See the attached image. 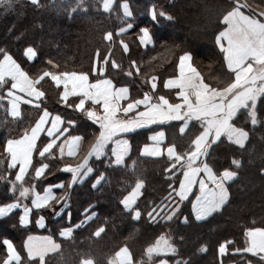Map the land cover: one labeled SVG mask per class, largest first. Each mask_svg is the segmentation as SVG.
I'll return each mask as SVG.
<instances>
[{
  "label": "trees",
  "instance_id": "16d2710c",
  "mask_svg": "<svg viewBox=\"0 0 264 264\" xmlns=\"http://www.w3.org/2000/svg\"><path fill=\"white\" fill-rule=\"evenodd\" d=\"M123 0H115L111 13L104 12L100 7L102 0H85L87 11L78 10L70 14V6H75L76 0H39L33 5L31 0H14V7L5 11L0 8V59L7 52L31 78H36L44 71L51 72H84L90 79L99 76L111 79L116 86H127L132 96L140 95L147 87L149 77L155 75L161 83L165 78L175 73L177 59L184 51L193 54V64L202 73L205 82L213 86L223 87L231 79V74L225 70L222 55L216 46V36L224 27L222 19L227 11L235 6L236 0H127L132 17L122 23L123 16L119 7ZM155 7L157 19L153 20L150 9ZM164 11L171 19L159 16ZM253 14V13H252ZM132 23L133 28L117 36L116 30ZM147 27L153 40V46L142 47L138 41L140 29ZM113 33L112 41L103 39L104 33ZM124 40L129 45L125 54L120 45ZM33 47L37 55L32 62L26 60L25 49ZM99 49V55H97ZM105 62L103 57L109 55ZM121 65L113 69L111 61ZM52 63L49 64L48 61ZM135 60L140 68L139 74L131 67ZM104 63L102 75L93 74V65ZM131 71L132 75H126ZM7 87H0V206L18 202L30 206L32 193L22 198L19 195L20 184L16 182V191H11L15 181V168H8L9 156L4 152V144L9 138H19L29 131L43 109L60 115L64 119V128L68 127L70 135H81L84 151H88L99 127L92 123L84 113L73 110L63 103L61 88L55 86L47 77L37 85L44 92L38 101L40 107L22 104L21 115L12 118L7 114ZM258 124L253 126L246 111H241L233 123L249 131L246 146H239L221 138L206 157L207 163L219 175L223 170L238 171L234 181L227 182L229 200L223 208L204 220H195L190 212V203L194 193L181 204L179 217L171 222L161 219L152 221L148 213L160 208L171 196V189L176 187L180 170L165 172L172 163L167 157L146 158L138 155L140 142L133 140L137 131L125 133L130 138L131 151L125 158V163L131 165L135 161L136 172L121 166H109L111 142L106 146V154L99 159L92 156L89 164L93 168L92 175L80 184L67 187L69 176L61 168L71 162L55 151L41 158L35 149L33 162L25 176L23 187L35 185L36 192L58 182L66 185L64 194L67 204L56 203L40 209L31 210L29 227L19 223L21 209H16L9 215L0 218V262L6 257L4 240L13 243L22 257V262L39 264L38 260L27 259L23 244L27 235L40 233L51 236L61 245L58 252L46 256V264H80L82 257L91 255L95 264H107L119 248L127 246L133 258V264H156L165 259L169 264H264L260 259L247 252H237V248L247 246L244 232L249 228H264V98L258 103ZM74 123L69 124L68 121ZM46 138L37 143L41 148ZM188 142L178 145L179 152L189 149ZM242 161L237 169L232 160ZM46 163L49 168L39 179L35 178V167ZM107 174V179L97 188L92 187L95 178L101 173ZM137 176L145 182L141 189L134 209H139L141 215L137 220L129 211L123 209L120 200L134 187ZM171 185V187H169ZM167 197V198H166ZM56 199H59L56 197ZM166 204L165 208L167 207ZM55 210V211H54ZM87 210V211H86ZM59 213L56 215L55 213ZM96 213L87 223H82L87 215ZM161 214V213H160ZM42 216L45 225L42 229L36 227V219ZM189 217L188 223H183L184 217ZM80 225L79 228L74 227ZM100 227L104 231L99 237L93 233ZM65 228H72L70 238L60 235ZM171 237L177 248L175 255H153L149 261L145 249L155 243L161 234ZM226 244V252L221 255L219 245ZM206 251H200L201 247Z\"/></svg>",
  "mask_w": 264,
  "mask_h": 264
},
{
  "label": "snow or ice",
  "instance_id": "6c2138e0",
  "mask_svg": "<svg viewBox=\"0 0 264 264\" xmlns=\"http://www.w3.org/2000/svg\"><path fill=\"white\" fill-rule=\"evenodd\" d=\"M39 0H31L33 5H37ZM115 0H102L100 7L104 12L111 13L114 7ZM14 7V0H0V8L5 11L11 10ZM119 7L123 10V16L120 17L122 23L128 18L132 17L127 0H123ZM242 5L240 0H236V4L231 10L224 14L222 23L226 24L224 28L216 36V43L223 53L224 64L228 72L234 74V78L225 82L223 87L213 86L205 82V78L198 69L193 66V54L190 51H184L179 56L176 65L178 75L173 78L164 80L165 89H173L176 91V96L179 98L180 103H171L163 95L157 98L158 102L152 103V96L145 93L142 99H137L128 103L123 107L122 111L127 117V114L133 109L138 108L140 105L144 106L143 111H136L134 117L120 118L117 113L121 110L119 102L129 98V88L127 86L115 88L110 79H96L95 82H89V76L84 72H51L44 71L35 79L29 77L21 66L7 53L3 52V59H0V87H7L6 78H10L11 85L7 91L8 108L7 114L12 118H17L21 115L20 104L33 103L32 100H24L23 96L17 95L16 91L25 93L29 97H34L37 101L45 94L36 85L44 77H50L57 86L64 85V91L61 92V99L67 101L69 96L79 95L81 98L75 104L77 110H84L87 118L94 123L99 124V134L95 137V141L91 144L88 154L84 157L80 164L76 166L65 165L63 171L72 174V181L67 185L70 189L77 180H83L85 176L93 172L91 167H88L89 159L95 156L97 159L106 154V146L111 142L112 152L109 166H121L131 169L133 174L136 172L135 161L131 165L125 163V157L130 152V144L127 139L120 138L123 134L132 132L138 128L163 123L165 121H183L179 128L181 135L186 134V130L190 121H199L202 131L191 140L188 150L184 152L177 151L174 144H170L167 149V156L172 163L165 172L177 170L183 171V179L180 180L179 189H173L176 196L182 202L186 200L189 193L192 192L193 185L199 183V193L196 194L195 200L192 201V209L197 221L203 220L213 213L218 212L229 200V190L227 182L234 181L238 177V171L229 169L223 170L217 175L207 163L206 157L210 155L212 147L220 141L221 137H227L228 141L244 148L246 141L249 139V131L243 127H237L233 120L238 117V113L246 111L247 117L253 126L258 124V101L264 98V21L257 19L254 15H246L241 11ZM87 11L85 0H76L75 6H70V14L78 10ZM150 15L153 20L157 19V11L155 7L150 9ZM264 16V11L259 13ZM160 17L171 19L164 11L159 12ZM133 28L132 23H126L124 27H119L116 30V35H122L129 29ZM103 39L105 41L113 40V33L111 31L105 32ZM139 42L142 46H147L152 43V36L147 27L140 29L138 36ZM226 42V43H225ZM120 45L123 52H129V45L120 40ZM111 49L109 55H105L103 60L107 62L110 59ZM25 55L32 59L37 55L33 47L25 49ZM99 55V49H97ZM52 63L51 60L48 61ZM113 69L121 67L114 59L111 61ZM131 67L136 69L139 74L140 68L137 66L136 61H131ZM92 71H97L95 64ZM104 67L99 68V73L103 74ZM126 75L131 76L132 72L129 71ZM157 76L153 75L148 78L147 83L151 84L153 92L157 88ZM69 84L71 89L69 90ZM5 97L0 96V99ZM86 101H91L92 105L102 109V115H98L97 111L93 108H85ZM35 107L39 108L40 104L36 103ZM50 118V113L44 109L43 113L36 120L30 132L25 131L20 138H9L4 144V152L8 154V168L12 169L15 165L19 164V171L16 172L15 181L11 191H16V182L20 184V197H26L29 192L32 193V205L39 209L49 205V202L56 200V203L63 202L67 204L66 195H62L56 199L51 192L52 186L45 188L44 194L36 192L35 185L31 188L23 187L26 173L33 161V150L37 149L41 158L45 154H50L54 145L60 136L63 135L67 129H63L58 134V125L62 122L60 116L51 117V127L47 128V134L51 138L42 148H37V138L43 130L47 120ZM69 124L74 123L68 121ZM80 137H72L69 145L68 155L75 156V148L79 146L78 142ZM150 139L153 141L150 145H145L141 149V155L151 157H160L163 152L160 148L161 143L165 139L164 132H155ZM60 154L64 155V146L60 145ZM232 165L237 169L242 165V161L238 159L232 160ZM179 166V167H177ZM49 168L46 163H41L35 167V178L39 179L45 174V170ZM83 170V171H82ZM203 172L207 177V182L203 178L198 179L199 173ZM261 175H264V168L260 169ZM107 179V174L101 172L97 177L92 187L97 188ZM209 182L211 186H209ZM144 180L137 176L135 185L131 191L125 195L120 204L123 209L132 214L133 219H138L141 215L139 209H134L137 197L141 194V189L144 187ZM55 187H64L63 183ZM171 187V185L169 186ZM20 207L18 202L11 203L0 207V218L4 217L7 213L11 212L14 208ZM164 209L163 215L153 209L148 213L149 219L156 221L158 218L171 222L174 217H179L180 202L175 200L171 204L165 206L160 205ZM31 211L30 208L24 207L23 215L20 217V223H26V218ZM55 211V210H54ZM87 211V210H86ZM59 215V213H55ZM96 213H92L95 216ZM91 217H86L82 223H87ZM41 218L38 223L42 225ZM189 217L183 218V223H188ZM74 227L79 228L80 225ZM104 231L103 227L98 228L93 235L99 237ZM72 228H65L61 231L60 235L64 238H70L72 235ZM247 238V247L240 249L237 252H247L252 255L259 256L261 262H264V228H249L244 232ZM7 255L0 264H21V256L15 249L14 245L7 239L4 240ZM231 241H226L219 245V253L223 255L226 252V244ZM24 248L27 252L29 261L39 260V264H46V256L49 253L58 252L61 245L56 243L51 237L35 238L29 236L24 243ZM200 251H206L202 246ZM145 253L149 259L152 260L153 255H175L177 248L172 242L171 237L161 234L157 237L155 243L149 245L145 249ZM80 264H95L91 255L86 258L82 257ZM107 264H133L131 252L127 246L119 248L113 256L108 258ZM140 264H143L141 261ZM159 264H169L165 259H160ZM179 264V262H178ZM185 264L190 262L185 261Z\"/></svg>",
  "mask_w": 264,
  "mask_h": 264
},
{
  "label": "crops",
  "instance_id": "0c3cea01",
  "mask_svg": "<svg viewBox=\"0 0 264 264\" xmlns=\"http://www.w3.org/2000/svg\"><path fill=\"white\" fill-rule=\"evenodd\" d=\"M248 1V2H247ZM240 3L242 4V5H247V7H242L241 8V11H243L246 15H249V14H252V15H254L257 19H260V20H262V21H264V16H260L259 15V13L261 12V11H264V0H245V1H240ZM247 3V4H246ZM122 12H123V10H122ZM227 27V25L226 24H224V27L222 28V30L224 29V28H226ZM221 30V31H222ZM220 31V32H221ZM219 34V33H218ZM138 41H139V39H138ZM216 42V41H215ZM140 43V42H139ZM226 43V42H225ZM141 45V44H140ZM142 46V45H141ZM151 46H153V40H152V43H150V44H148L147 46H142V47H151ZM216 46L218 47V49L220 50V47L217 45V43H216ZM220 52H221V50H220ZM183 54V53H182ZM182 54H180V55H182ZM179 55V56H180ZM221 55H222V59H223V53L221 52ZM24 56H25V58H26V60L27 61H29V62H32L33 60H34V58L35 57H33L32 59H29L26 55H25V52H24ZM2 59H3V57H2ZM178 59H179V57H178ZM178 59H177V63H178ZM177 63H176V65H177ZM192 63H193V60H192ZM223 63H224V60H223ZM95 66H96V69H97V71L94 73L93 71H92V73L93 74H98V75H102V74H100L99 73V68L101 67V66H103L104 67V63L103 62H100L99 63V65L97 66L96 65V63H95ZM193 66H194V64H193ZM224 68H225V70L226 71H228V69H227V67H226V65L224 64ZM55 73V72H54ZM176 75H178V70H177V67H175V73L172 75V76H170V77H167V78H165V79H169V78H173V77H175ZM89 76V75H88ZM30 77V76H29ZM31 78V77H30ZM55 86H57L56 84H55V82L54 81H52L51 80V78L50 77H47ZM232 78H234V74H231V79ZM6 79H9L10 80V78H6ZM32 79H34V78H32ZM96 79H109V78H107V77H103V76H99L98 78H96ZM96 79H90V77H89V82L91 83V82H95V80ZM111 80V79H110ZM113 82V81H112ZM156 84H157V88L155 89V91L153 92V90H152V88H151V84H149L148 83V87L140 94V95H137V96H132V92H131V90H130V88H129V98L127 99V100H122V101H120L119 102V104H120V108H121V110L117 113V115L120 117V118H128V117H134L135 116V112L136 111H143L144 110V106L143 105H140L138 108H136V109H133L131 112H129L128 114H127V117L125 116V114L123 113V111H122V109H123V107H126L127 106V104L128 103H131L132 101H134V100H137V99H142L143 98V96H144V94L147 92V93H149V95L150 96H152V103H156V102H158V100H157V98L159 97V96H161V95H163L165 98H167L168 100H169V102H171V103H180V100H179V98L176 96V91L177 90H173V89H165L164 88V81L163 82H161V83H159L158 82V79L156 80ZM113 86L115 87V88H119V87H123V86H116L115 84H114V82H113ZM36 87H38L37 85H36ZM58 87H60L61 88V92H63L64 91V85L63 84H60ZM69 90L71 89V85L69 84ZM39 88V87H38ZM8 91V90H7ZM7 91H6V96H7ZM13 91H16V94L17 95H20V96H23L24 97V100H32L33 101V103H31V104H29V103H24V102H21V104H20V107H21V105L22 104H29V105H32V106H35V104L36 103H38V101L42 98H40L38 101L34 98V97H29V96H27L25 93H21V92H18L17 90H13ZM81 97L77 94V95H72V96H69L68 97V99H67V101H64L63 100V103H65V104H67V106L69 107V108H71V109H73V110H76V111H78V112H81V113H84L85 115H86V112L84 111V110H77L76 108H75V104L76 103H78L79 102V99H80ZM6 100H7V98H6ZM7 102H8V100H7ZM258 103H259V101H258ZM85 108H93L94 110H96L97 111V114L98 115H102V109H100V108H98L97 106H94V105H92V103H91V101H86V103H85ZM43 111H44V109L40 112V114H39V116L43 113ZM49 113H50V118L47 120V122H46V124H45V126H44V128H43V130L40 132V134H39V136H38V138H37V143H38V141H39V139L40 138H42V137H45L46 138V141H45V143L42 145V147L46 144V143H48V141L51 139L49 136H48V134H47V128L48 127H51V117H55V116H60V115H58V114H55V113H52V112H50V111H48ZM239 114V113H238ZM39 116H38V118L37 119H39ZM87 116V115H86ZM61 117V116H60ZM36 119V120H37ZM61 123L58 125V129H57V133H54V135H56V134H58L60 131H62L63 129H67V131H68V127H65L64 128V119L61 117ZM91 121V120H90ZM36 122V121H35ZM35 122H34V124H35ZM92 123H94L93 121H91ZM182 123H183V121H176V120H173V121H165V122H163V123H157V124H152V125H147V126H144V127H141V128H138V129H136V130H134V131H137L136 133H134V135H133V140H134V142H136V143H138V142H140V144H139V147H138V155H140V156H142L141 155V149L145 146V145H150V144H152L153 143V141L150 139V137L155 133V132H160V131H162V132H164V134H165V139H164V141L161 143V145H160V148L162 149V152H163V154L160 156V157H167L168 158V156H167V152H166V149H167V147L170 145V144H174V145H176V147H177V151H179L178 150V145H179V143H181V142H188L189 143V146H190V144H191V140L192 139H194L195 138V135H198V133H199V131H202V129H201V127H200V122L199 121H190L189 122V126H188V128H187V130H186V134H184V135H181L180 134V132H179V128H180V126L182 125ZM34 124H33V126H34ZM96 126H98L99 127V124L98 123H94ZM32 126V127H33ZM31 127V128H32ZM31 128H30V130H31ZM30 130H29V132H30ZM67 131L66 132H64L63 133V135L62 136H60L59 137V139L57 140V142H56V144L54 145V148H53V150H51V152L52 151H55L56 153H58L60 156H61V154H60V145H63L64 146V157H66V158H68V159H71L72 161L71 162H69L68 164H65V165H71V166H76V165H78V164H80L81 163V161L84 159V157L88 154V151H84V148H83V144H84V140H83V138H82V136L81 135H70L69 133H67ZM133 132V131H132ZM129 133H131V132H129ZM127 134V133H126ZM125 134H123L120 138H123V139H127L128 141H129V144H130V151H131V145H132V143L130 142L131 140H130V138L128 139L127 137H125L124 136ZM23 136V135H22ZM72 137H80L81 139H80V141L78 142V144H79V146L77 147V148H75L74 149V151H76V155L75 156H69L68 155V150H69V145H70V143H71V138ZM20 138V137H19ZM221 138H225L226 140H228L227 139V137H221ZM41 147V148H42ZM34 152H35V149L33 150V155H34ZM50 152V153H51ZM111 152H112V144H111ZM130 153V152H129ZM38 155H39V152H38ZM45 155H47V154H45ZM129 155V154H128ZM127 157V156H126ZM125 157V158H126ZM142 157H146V158H160V157H151V156H147V155H143ZM9 159H10V157H9ZM91 159V158H90ZM90 159H89V161H90ZM113 159H114V157H113ZM169 159V158H168ZM33 162V161H32ZM65 165H63V167L65 166ZM38 167V166H37ZM63 167L61 168V169H63ZM88 167H91L90 166V164H89V162H88ZM177 167H179V166H177ZM13 168H15V175H16V172L17 171H19V164L17 163L16 165H15V167H13ZM30 168H31V166L29 167V170H30ZM92 168V167H91ZM93 169V168H92ZM28 170V171H29ZM83 171V170H82ZM65 172V171H64ZM28 173V172H27ZM27 173H26V175H27ZM65 173H67L68 174V176H69V179H68V181H67V185L72 181V174L71 173H69V172H65ZM93 173V172H92ZM92 173H89L88 174V176H85L84 178H83V180H77L76 181V183L75 184H80V183H82L85 179H87V178H89L91 175H92ZM199 178H203V179H205L206 180V182H207V177L204 175V173L203 172H201V173H199V175H198V179ZM181 179H183V171L182 170H180V175H179V180H178V182H177V185H176V187H174L173 189H179V184H180V180ZM95 180H96V178H95ZM95 180L93 181V183L95 182ZM61 183H63V182H58V183H56V184H53V185H48V186H46L45 188H48L49 186H52V188H51V192H52V194L55 196V198L57 197V198H60L62 195H64V189L66 188V185H65V183H63V185H64V187H55L56 185H59V184H61ZM93 183H92V185H93ZM209 186H211V184H210V182H209ZM45 188L42 190V192H39L40 194H44V190H45ZM173 189H171V192H170V197L166 200V202L165 203H163V205L164 206H166V204H171L172 203V201L173 200H175V201H177V202H180V206H181V204L183 203V202H185L189 197H190V195L192 194V193H194V196H193V198H192V200H191V203H190V212H191V215H192V217L195 219V215H194V213H193V209H192V201L193 200H195V198H196V194H198L199 193V183L197 182L196 184H194L193 185V188H192V192L191 193H189V196H188V198L186 199V200H184V201H180L179 200V197L178 196H176L175 195V193L173 192ZM131 191V190H130ZM31 192H29V194H30ZM129 193V192H128ZM127 193V194H128ZM28 194V195H29ZM126 194V195H127ZM141 195V194H140ZM140 195L137 197V200H138V198L140 197ZM27 197V196H26ZM32 198H33V196H32ZM32 198H31V201H30V206H22L20 203H19V205H20V207H18L19 209H21V211H20V216H19V223H20V217H21V215H23V210H24V207H28V208H30L31 210L32 209H37V208H35L33 205H32ZM167 198V197H166ZM53 201V200H52ZM52 201H50L49 203H51ZM137 202V201H136ZM13 203H15V202H13ZM9 204H11V203H9ZM2 206H4V205H2ZM2 206H0V207H2ZM123 207V206H122ZM134 207H135V205H134ZM18 208H14L11 212H13L14 210H16V209H18ZM161 208V207H160ZM159 208V209H160ZM223 208V207H222ZM40 209V208H39ZM158 209V210H159ZM11 212H9V213H7L5 216H7V215H9ZM93 213V212H92ZM92 213H90L89 215H87V217H93L92 216ZM59 214H60V212H59ZM4 216V217H5ZM31 211L29 212V214H28V216H27V218H26V223H24V224H21L20 223V225L22 226V227H24V228H26V227H29L30 226V223H31ZM41 218H43L42 216H38L37 217V219H36V227L38 228V229H42L43 227H44V225H45V220H44V218H43V220H42V225L43 226H41V224L40 223H38V221H40L41 220ZM133 218V217H132ZM208 218V217H207ZM206 219V218H205ZM88 220H90V219H88ZM134 220H137V219H134ZM196 220V219H195ZM204 220V219H203ZM29 236H32V237H35V238H43V237H51V236H49V235H45V234H40V233H33V234H29V235H27L26 236V238L24 239V243H25V241L28 239V237ZM52 238V237H51ZM53 239V238H52ZM54 240V239H53ZM55 241V240H54ZM11 242V241H10ZM56 242V241H55ZM12 243V242H11ZM56 243H58V242H56ZM246 243H247V238H246ZM13 244V243H12ZM59 244V243H58ZM15 247V246H14ZM247 247V246H246ZM6 248V247H5ZM23 248H24V244H23ZM16 249V248H15ZM24 252H25V255H26V257H27V252H26V250H25V248H24ZM6 253H7V251H6ZM49 254H52V253H49ZM251 254V253H250ZM252 255V254H251ZM254 256H256V255H254ZM256 257H258L259 258V256H256ZM27 259H28V257H27ZM38 260V259H37ZM39 261V260H38ZM21 264H27V263H23L22 262V257H21ZM156 264H159V261L156 263ZM242 264H253V263H251V262H244V263H242Z\"/></svg>",
  "mask_w": 264,
  "mask_h": 264
},
{
  "label": "rangeland",
  "instance_id": "374dc122",
  "mask_svg": "<svg viewBox=\"0 0 264 264\" xmlns=\"http://www.w3.org/2000/svg\"><path fill=\"white\" fill-rule=\"evenodd\" d=\"M240 1H245V0H240ZM248 2V1H247ZM247 4V3H246ZM22 198V201H23V197ZM22 206H25L24 204ZM166 209V208H165ZM157 212L161 213V215H163V212H164V209L160 208Z\"/></svg>",
  "mask_w": 264,
  "mask_h": 264
}]
</instances>
